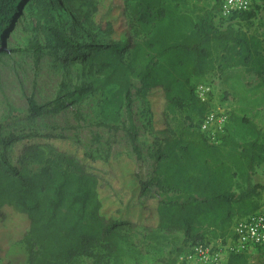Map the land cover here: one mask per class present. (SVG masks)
I'll list each match as a JSON object with an SVG mask.
<instances>
[{
    "label": "trees",
    "instance_id": "trees-1",
    "mask_svg": "<svg viewBox=\"0 0 264 264\" xmlns=\"http://www.w3.org/2000/svg\"><path fill=\"white\" fill-rule=\"evenodd\" d=\"M131 1L129 6L123 2V27L118 30L111 16L101 15V0H60L90 36H78L74 26L70 34L55 26L41 27L47 36L45 48L87 65L88 73L100 76L103 89L115 87L110 91L117 108L112 117L117 121L119 109L125 108L127 124L122 130L138 162L143 157L132 103L138 99L148 104L154 165L147 180L138 177L137 198L156 193L155 236L181 233L189 242L185 249L209 242L205 232L213 241L225 239L234 220L260 209L257 199L264 186L252 177L264 168V141L245 121L252 128L249 141L240 143L233 132H226L218 144L210 143L199 127L213 104L201 102L195 88L211 85L206 80L212 74L237 67L264 85V20L257 15L264 0H250L249 11L227 18L239 17L244 28L216 26L210 10L194 18L179 9L177 0ZM21 4L0 0V40ZM132 78L138 81L134 93ZM85 90L81 84L45 104L30 95L25 118L57 114L83 99ZM155 102L160 108L154 109ZM74 116L81 119L77 111ZM171 118L175 129L169 125ZM107 126L121 130L115 122ZM53 132L27 129L0 141L16 144L12 160L0 153V260L19 242L27 253L26 264H77L83 258L110 264L105 256L117 259L116 241L129 222L111 216L117 207L114 194L105 191L101 178L75 153L54 146ZM31 137L45 141L33 143ZM142 202L134 207L137 222L146 209ZM173 252L170 264L181 250ZM221 264H250L249 255L227 254Z\"/></svg>",
    "mask_w": 264,
    "mask_h": 264
},
{
    "label": "rangeland",
    "instance_id": "rangeland-1",
    "mask_svg": "<svg viewBox=\"0 0 264 264\" xmlns=\"http://www.w3.org/2000/svg\"><path fill=\"white\" fill-rule=\"evenodd\" d=\"M123 2L126 6L132 3L131 0H101V15L111 16L118 30L123 27ZM220 4L215 0H177L179 9L194 18L210 10L216 26L244 28V21L239 17H223ZM257 15L264 20V9L257 10ZM45 26L58 27L67 34L74 26L78 36H90L60 0H22L19 13L6 25L0 40V141L22 130L54 129L53 135L57 137L53 140L54 146L60 151L75 153L101 178L105 191L114 194L113 200L117 205L111 216L117 221L129 222L122 228V237L116 241L117 259L109 260L105 256V261H110V264H170L174 258L173 250L179 248L183 253L189 242H184L182 234L178 232L164 231L159 237L155 236L152 225L156 193L151 191L147 198L140 200L146 207L142 211V222H137L134 214L141 203L137 198V179L141 177L147 180L154 165L150 141L153 124L150 122L148 104L138 99L132 103L133 122L140 137L143 157L138 162L122 130L127 124L125 108L119 109L117 121L112 117L117 108L110 100V91L115 87L109 85L103 89L100 76L88 73L87 65L76 60H64L63 53H54L45 48L46 32L40 29ZM206 81L211 83L213 90L212 104L219 105L228 116L226 132H233L240 143H245L252 138V128L246 122L255 126L254 123L260 121L263 126L255 128H259L260 139L264 141V85L243 68L214 73ZM81 84L86 88L84 97L71 107L31 121L25 118L26 97L33 95L38 104H45L58 94L65 95ZM89 84L90 87L87 86ZM137 87L138 81L132 78V93ZM160 104L155 102L154 109L160 108ZM74 111L80 114V120H76ZM114 122L121 129L118 132L107 126ZM169 125L175 129L176 121L171 118ZM29 141L41 143L45 139L31 137ZM14 145L0 143V153L8 161L13 159ZM252 179L254 183L264 186V168H258ZM257 203L260 209L264 208L263 191ZM205 235L210 243H215L209 232H205ZM26 260L25 247L18 242L8 247L0 263L26 264ZM262 260L264 250L249 255L250 264H258ZM77 264H94V258H83Z\"/></svg>",
    "mask_w": 264,
    "mask_h": 264
},
{
    "label": "built area",
    "instance_id": "built-area-1",
    "mask_svg": "<svg viewBox=\"0 0 264 264\" xmlns=\"http://www.w3.org/2000/svg\"><path fill=\"white\" fill-rule=\"evenodd\" d=\"M250 0H223L221 15L231 17L234 14L249 11ZM197 98L203 103L212 104L213 90L209 84H199L195 88ZM228 116L219 105H213L200 123L201 133L210 143L218 144L226 135ZM264 249V208L245 217L234 220L230 234L215 243L197 242L189 245L177 258V264H221L227 254L257 253Z\"/></svg>",
    "mask_w": 264,
    "mask_h": 264
},
{
    "label": "crops",
    "instance_id": "crops-1",
    "mask_svg": "<svg viewBox=\"0 0 264 264\" xmlns=\"http://www.w3.org/2000/svg\"><path fill=\"white\" fill-rule=\"evenodd\" d=\"M237 68H239V67H237ZM232 69H236V68H232ZM229 70H230V69H228L227 71H229ZM254 124H255V126H261V127L263 126V125L261 124L260 121H257V122H255ZM257 129L259 130L258 127H256V130H257ZM258 130H257V131H258ZM263 134H264V133H263Z\"/></svg>",
    "mask_w": 264,
    "mask_h": 264
}]
</instances>
